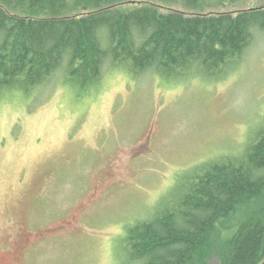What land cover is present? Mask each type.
I'll return each mask as SVG.
<instances>
[{"label":"rangeland","instance_id":"obj_1","mask_svg":"<svg viewBox=\"0 0 264 264\" xmlns=\"http://www.w3.org/2000/svg\"><path fill=\"white\" fill-rule=\"evenodd\" d=\"M134 1L154 3L126 8ZM256 7L264 0L207 11ZM57 80L0 102V264H128V226L194 167L240 153L264 121V34L219 83L107 67L80 96Z\"/></svg>","mask_w":264,"mask_h":264},{"label":"trees","instance_id":"obj_2","mask_svg":"<svg viewBox=\"0 0 264 264\" xmlns=\"http://www.w3.org/2000/svg\"><path fill=\"white\" fill-rule=\"evenodd\" d=\"M151 1L0 0V102L54 78L90 94L107 67L219 83L264 34V7L207 11L241 0ZM181 183L151 219L128 226V264L264 262V121L240 153L199 164Z\"/></svg>","mask_w":264,"mask_h":264},{"label":"flooded vegetation","instance_id":"obj_3","mask_svg":"<svg viewBox=\"0 0 264 264\" xmlns=\"http://www.w3.org/2000/svg\"><path fill=\"white\" fill-rule=\"evenodd\" d=\"M2 246H3V250H5V251H9V253L12 252L11 247H9V246H5V245H2Z\"/></svg>","mask_w":264,"mask_h":264},{"label":"bare ground","instance_id":"obj_4","mask_svg":"<svg viewBox=\"0 0 264 264\" xmlns=\"http://www.w3.org/2000/svg\"><path fill=\"white\" fill-rule=\"evenodd\" d=\"M250 46H251V45H250ZM263 263H264V262H263ZM263 263H262V264H263Z\"/></svg>","mask_w":264,"mask_h":264},{"label":"water","instance_id":"obj_5","mask_svg":"<svg viewBox=\"0 0 264 264\" xmlns=\"http://www.w3.org/2000/svg\"><path fill=\"white\" fill-rule=\"evenodd\" d=\"M264 264V263H263Z\"/></svg>","mask_w":264,"mask_h":264}]
</instances>
